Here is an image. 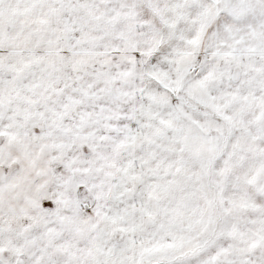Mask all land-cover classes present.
I'll use <instances>...</instances> for the list:
<instances>
[{
  "label": "snow or ice",
  "instance_id": "6c2138e0",
  "mask_svg": "<svg viewBox=\"0 0 264 264\" xmlns=\"http://www.w3.org/2000/svg\"><path fill=\"white\" fill-rule=\"evenodd\" d=\"M0 264H264V0H0Z\"/></svg>",
  "mask_w": 264,
  "mask_h": 264
}]
</instances>
